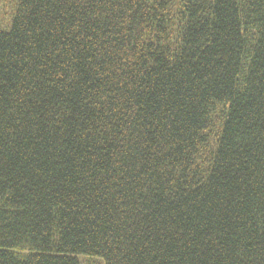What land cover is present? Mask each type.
Returning <instances> with one entry per match:
<instances>
[{
  "label": "trees",
  "instance_id": "1",
  "mask_svg": "<svg viewBox=\"0 0 264 264\" xmlns=\"http://www.w3.org/2000/svg\"><path fill=\"white\" fill-rule=\"evenodd\" d=\"M0 264H264V0H0Z\"/></svg>",
  "mask_w": 264,
  "mask_h": 264
}]
</instances>
